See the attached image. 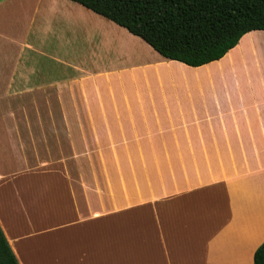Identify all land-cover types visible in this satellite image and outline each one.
Returning a JSON list of instances; mask_svg holds the SVG:
<instances>
[{
	"label": "crops",
	"instance_id": "1",
	"mask_svg": "<svg viewBox=\"0 0 264 264\" xmlns=\"http://www.w3.org/2000/svg\"><path fill=\"white\" fill-rule=\"evenodd\" d=\"M260 40L191 66L76 1L0 0V225L19 263L253 264Z\"/></svg>",
	"mask_w": 264,
	"mask_h": 264
},
{
	"label": "trees",
	"instance_id": "2",
	"mask_svg": "<svg viewBox=\"0 0 264 264\" xmlns=\"http://www.w3.org/2000/svg\"><path fill=\"white\" fill-rule=\"evenodd\" d=\"M140 36L162 56L200 66L249 31L264 30V0H73ZM0 264H20L0 225ZM253 264H264V241Z\"/></svg>",
	"mask_w": 264,
	"mask_h": 264
},
{
	"label": "rangeland",
	"instance_id": "3",
	"mask_svg": "<svg viewBox=\"0 0 264 264\" xmlns=\"http://www.w3.org/2000/svg\"><path fill=\"white\" fill-rule=\"evenodd\" d=\"M254 45L256 46H258L259 47V49L261 50V53H263V54H261V56L263 57V60H262V62L264 61V41H262V40H260V41H255V43H254ZM247 55H249V54H247Z\"/></svg>",
	"mask_w": 264,
	"mask_h": 264
}]
</instances>
